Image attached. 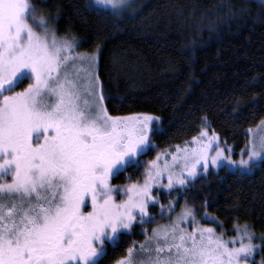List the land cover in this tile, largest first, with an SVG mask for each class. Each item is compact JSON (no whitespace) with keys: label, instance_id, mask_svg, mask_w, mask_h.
Wrapping results in <instances>:
<instances>
[{"label":"snow or ice","instance_id":"obj_1","mask_svg":"<svg viewBox=\"0 0 264 264\" xmlns=\"http://www.w3.org/2000/svg\"><path fill=\"white\" fill-rule=\"evenodd\" d=\"M96 2L117 16L128 4ZM29 13L28 0H0V174L7 177L0 182V264H96L106 237L131 229L137 215L153 222L145 219L149 204L156 203L152 188L165 174L164 187H183L197 177L201 163L204 171L221 160L251 167L249 161L264 154V135L252 134L237 162L225 155L214 132L202 129L192 147L178 145L170 153L171 162L160 164L158 154L142 184L113 185L118 166L149 144L159 118L110 115L106 102L116 98L99 74L98 53L75 51L74 38L57 36L35 9ZM24 78L27 87L15 91ZM121 190L126 198L118 200ZM188 218L191 231L180 226ZM237 230L240 246L230 247L237 241L198 226L185 209L171 224L151 229V236L145 232L146 244L139 252L128 248L117 264H248L255 234L247 225ZM144 252L155 255L145 258Z\"/></svg>","mask_w":264,"mask_h":264},{"label":"trees","instance_id":"obj_2","mask_svg":"<svg viewBox=\"0 0 264 264\" xmlns=\"http://www.w3.org/2000/svg\"><path fill=\"white\" fill-rule=\"evenodd\" d=\"M55 17L57 31L100 49L98 71L116 100L110 115L152 114L161 119L153 134L160 148L182 144L203 126L235 148L264 120V2L260 0H149L134 17L96 8L89 0H38ZM141 175L133 167L115 182ZM164 206L178 201L210 214L225 228L247 225L264 236V161L251 174L210 170L184 188L154 191ZM160 204L149 213L158 214ZM145 238L144 225L119 234L96 264H115ZM262 241V240H261ZM261 254L264 258V241Z\"/></svg>","mask_w":264,"mask_h":264},{"label":"rangeland","instance_id":"obj_3","mask_svg":"<svg viewBox=\"0 0 264 264\" xmlns=\"http://www.w3.org/2000/svg\"><path fill=\"white\" fill-rule=\"evenodd\" d=\"M37 1L38 0H28V3L30 4V13H29V15L31 16V9H35L36 10V14H37L38 17H43L46 22H50L51 23L52 27L56 31L57 36L64 37V36L60 35L58 33V31H57V27H56V23H55V19L56 18L53 17L51 14L46 13L45 10L43 9V7L41 6V4H38ZM89 1H90L91 5L96 7V8H100V9L107 10V11H110L112 13H115V10L112 9L110 6H106V5L97 3L96 0H89ZM148 1L149 0H131V2L128 3L127 6L124 7L123 14L121 15V17H126V16L134 17V16H136L144 8V6L146 5V3ZM260 1L264 2V0H260ZM29 22L30 23H35L34 21L31 20V18H30ZM75 42H76L75 51L81 52V53H87V52L82 51L81 49H79L80 43H77V41H75ZM95 52L98 53V64H99L100 49H97ZM28 82H29V80L27 78H24L23 83H21L19 85V87H17L15 89V91L23 90V88L27 87ZM150 115H152V114H150ZM153 116L157 117L155 115H153ZM259 125H260V123L257 126L250 128L249 130H251V133L248 130V134H249L248 142L251 139L252 134H255L257 137H259L260 135H264V126L258 127ZM160 128H161V119L159 118V119L153 121V128H152V131L149 134V141H150L149 144L147 146H144L137 156L129 158V160L126 163L118 166V170L114 173V175H113V177H112V179L110 181L113 185H115V186H125V185H129V184H132V183L142 184L143 180H144V175L143 174L145 173V170L147 169V167L150 164V162H152L153 160H156L158 154L160 155V160L158 162L160 164H163L165 160L171 162L170 153L174 152L178 145L181 148H183L186 144L189 147H192V139L189 140V141H186V142H184L182 144L173 145L171 147H166V148L158 147L156 145V142L153 139V134H154L155 131L160 130ZM202 129H207L209 136H211L213 134V132L209 128L205 127V126H203L201 128V130ZM200 133H201V131L195 137L199 138ZM216 135L219 137L220 147L225 148V155H229L230 154L231 157H232V160H235V161L238 162L241 159L242 150H244L246 146L244 148H241V149L235 148V146L233 144H231L228 141L222 139L218 134H216ZM229 148L231 149L230 153L228 151ZM214 154L215 153L213 151V152H210L209 155L211 156V155H214ZM243 158L244 159H248L246 154H244ZM262 161H264V154H262L261 157H259V158H254V159L250 160L249 161V165L251 167H249V166H241L238 163L233 165L230 162L225 161V160H221L218 163V165H212L209 162V166H208V170L207 171H204V169L202 167V163H201V165H199L197 167V177L196 178H198V177H200L202 175H206L210 170H218L220 168H225V169H227L228 171H231V172H239V173L251 174V173H253L256 170L257 167H259V165L261 164ZM130 167H133L134 171H136L138 168H140L141 169V175L139 177L137 176L135 179L132 180V177H133L134 173L133 172H129V173L127 172L128 173L127 174L128 180L126 182L120 183V182H115L114 181V178L121 171H124V170H126L127 168H130ZM180 167L181 166L179 164H177L175 166V171L177 173L179 172ZM185 176H187L186 172H185ZM6 178H7L6 176H4L3 174H0V182H3V180L6 179ZM195 179L189 180V182L193 181ZM189 182L183 187H181V186H179L177 184H174L172 189L187 187L189 185ZM167 183H168V180H167V176L165 174V176L163 177L161 183L154 185L153 188H152V196L155 198V201H156L155 204H160V209H159V212H158L157 216L150 214L149 210H148V216L145 217V219L147 220L149 217H151V218H153V222L144 223V222L141 221L139 215H137V219L133 223V226H134V224H137V223L144 225V233L147 232V234L149 236H151V229L159 228L161 226L171 224L173 222V220H176L179 216L182 215V213H183V211L185 209H188V210L192 211L195 214V219H196V222H197L198 226L205 227V228H213L215 230L216 234L217 235H223L225 240H228V241L236 240L237 243L235 245L230 243L229 244L230 247H233V246L239 247L240 246L238 241H239L240 236L242 235V233L237 230V226H240V228H243L245 225H237L235 229L230 230V229L225 228L223 223L219 219H217L216 217H214V216H212L210 214H206L203 217H198L197 213H196V210L194 208H192V207H190V206H188L186 204H183V203L181 204V206H179V203H178L177 200L170 202V204L168 206L162 205L160 203V200L154 196V191L155 190H158V191H170V190H172V189H168V188L164 187V185H167ZM115 195L117 196L118 200L126 198V197L123 196L122 190L117 192ZM151 204L152 203H150L149 206ZM161 206H163V207H161ZM148 209H149V207H148ZM84 210L85 211H90L91 208L89 206L88 208H85ZM180 226L185 228V229H187V230H189V231H191L192 228H193V224H192L191 218L185 219L183 222H181ZM249 229H250V227H249ZM128 230H130V229H122L115 236H113L111 238H107L106 237L105 238V244H104V251H103V253L100 256L96 257V262L106 252L108 245L109 244H114L117 241L119 234L121 232H123V231H128ZM250 231L253 232L251 229H250ZM253 233L255 234V232H253ZM245 243H247V241H245ZM252 243L254 245H256L257 248H256L254 256L249 258L248 264H259L260 261H264L263 255L261 254L262 241H261L260 238H258V235L256 236V234H255L254 238L252 240ZM141 244H146V239L145 238H144V240L141 243H138V244L134 245L131 248H133L135 251L139 252V246ZM127 255H128V252L120 260L126 258ZM141 255L146 258L148 255H155V253L144 252ZM120 260H118V261H120ZM117 262L115 264H117Z\"/></svg>","mask_w":264,"mask_h":264},{"label":"clouds","instance_id":"obj_4","mask_svg":"<svg viewBox=\"0 0 264 264\" xmlns=\"http://www.w3.org/2000/svg\"><path fill=\"white\" fill-rule=\"evenodd\" d=\"M127 2H128V3H130V2H131V0H127Z\"/></svg>","mask_w":264,"mask_h":264}]
</instances>
